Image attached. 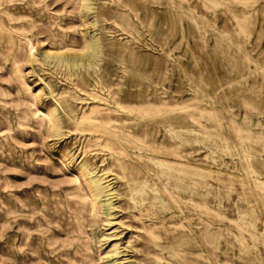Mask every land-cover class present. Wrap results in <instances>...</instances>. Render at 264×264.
Returning a JSON list of instances; mask_svg holds the SVG:
<instances>
[{
    "label": "rangeland",
    "instance_id": "374dc122",
    "mask_svg": "<svg viewBox=\"0 0 264 264\" xmlns=\"http://www.w3.org/2000/svg\"><path fill=\"white\" fill-rule=\"evenodd\" d=\"M0 264H264V0H0Z\"/></svg>",
    "mask_w": 264,
    "mask_h": 264
},
{
    "label": "bare ground",
    "instance_id": "6f19581e",
    "mask_svg": "<svg viewBox=\"0 0 264 264\" xmlns=\"http://www.w3.org/2000/svg\"><path fill=\"white\" fill-rule=\"evenodd\" d=\"M27 43L26 44V47H28V54H29V57L30 58H32V56H33V52H34V50H35V47H33V44H32V42L29 40V39H27V38H25L24 40H23V43ZM50 56V55H49ZM51 56H53V57H59L60 55H58V54H56V55H51ZM47 58H48V56H47ZM75 62V61H74ZM48 118H49V116H47ZM74 123V122H73ZM55 124H56V122H55ZM58 124H56V126H57Z\"/></svg>",
    "mask_w": 264,
    "mask_h": 264
}]
</instances>
